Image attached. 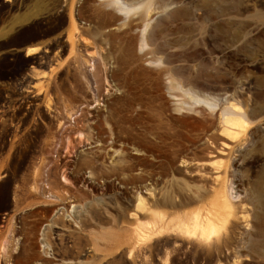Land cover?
<instances>
[{
    "label": "rangeland",
    "instance_id": "1",
    "mask_svg": "<svg viewBox=\"0 0 264 264\" xmlns=\"http://www.w3.org/2000/svg\"><path fill=\"white\" fill-rule=\"evenodd\" d=\"M83 1L0 0V264H39L53 253L67 257L56 264H74L88 248L100 255L102 264H133L116 260L122 249L128 256L126 245L109 248L105 243L100 251L93 248L98 230L89 238L75 215L66 212L69 198L65 190L46 193L49 184L45 179L53 172L61 186H72L63 174V163L73 159L74 151L68 153V147L57 153L67 126L64 122L74 125L86 106L102 107L99 95H106L109 88L106 81L101 85L92 77L100 63L98 52L95 54L90 41L83 43L77 38L84 26L77 15ZM88 1L96 7L94 0ZM154 1L157 14L151 23L152 42L134 56L122 55L116 45L113 52L119 59L118 76L130 90L126 101L132 104L129 114L125 102L118 107L119 116L124 117L118 130L146 152L143 157H132L138 171L130 178L137 186L148 183L164 193L190 199L209 197L213 179L219 177L229 203L237 209L208 239L197 237L194 228L174 226L159 235L161 238L138 241L135 264H264V246L255 243L264 240V0ZM160 1L168 2L165 10L159 8ZM33 20L36 25L19 27ZM11 25L14 32L9 39L6 29ZM52 42L59 45L58 51L49 49ZM8 44H13L11 53ZM76 53L82 57L83 91L61 94L60 110L54 111L56 85L52 84ZM153 54L166 55L167 70L148 66L144 60ZM22 78L29 79L24 95L35 101L32 108L21 104L17 95L9 99ZM202 99L219 105L213 114ZM230 104L235 105V114L225 118L241 119L238 114H242L246 126L233 138L229 134L234 129L219 115V110ZM189 108L200 109L201 114L190 113ZM98 126L108 139L109 127ZM83 136L72 135L73 139L64 140L66 146L77 145ZM124 173L120 177L128 178ZM62 207L65 212L60 219L75 229L71 244L45 231L58 216L56 209ZM228 235L233 243L222 245L219 239ZM168 238L178 243L156 249L152 261L148 245Z\"/></svg>",
    "mask_w": 264,
    "mask_h": 264
},
{
    "label": "bare ground",
    "instance_id": "2",
    "mask_svg": "<svg viewBox=\"0 0 264 264\" xmlns=\"http://www.w3.org/2000/svg\"><path fill=\"white\" fill-rule=\"evenodd\" d=\"M94 1L96 2V7H92L90 1L84 0L82 6L77 12L80 23H83L85 26V28L84 26L81 27L82 30L77 38L79 41H83V43L90 41V45L95 51V54L98 52L100 63L99 65L97 63L98 66L94 68L95 70L92 73V77L94 78L95 83H100L101 85L106 81L109 87L107 88L108 93L104 95L102 92V94L99 95V97L102 96V107L90 109L86 106L85 109L81 110L80 116L75 119L74 125L69 124L70 121L68 120L64 122L67 126L65 125L66 128L64 127L62 134L63 137L57 153L60 155L61 151L66 148L68 149V147H70L68 153L74 151L73 153L75 155L73 156V159L63 163V168H65L63 174H65V179L69 181L73 188L72 186L71 188L61 186L56 180L53 172L51 175L47 174L46 179L44 178L47 184H49V189L47 191L43 190V193L45 191L46 193H54L57 190H65L64 192L68 194L66 196L69 198V202L66 205V212L70 211L75 215L80 222V226L88 231L89 238H91L95 229L98 230L99 235L95 238L93 248L96 251H100L103 248L102 245L105 243L109 245V248L116 244L126 245L128 256L125 257V249H122L119 253V259L116 260H118V262H122L123 260L129 261L130 263L135 264L138 258V250L135 249L136 246L134 247V245L135 243L137 244L138 241L144 239L148 240L152 236L154 238H161L165 233H169L174 226L181 230L194 228L195 232L198 231L197 237L200 239H208L210 233L216 230L220 223L222 224L225 217L228 215H236L237 208L229 203L224 192V185L222 183L223 179L219 177L213 179L214 186L210 187L209 197L196 195L190 199L174 193H164L162 190L157 189L148 183L137 186L135 185L134 178H130L132 175L131 173L138 171V168L133 165L132 157L135 155L143 157L146 155V152L142 151L131 139L128 140L123 138L122 133L118 130V127L122 126V120L124 118L119 116L121 111L117 112L118 107L125 102V113L129 114L132 111V104H128L126 101L130 98V90L126 86L125 81L118 76L119 59L114 57L113 52L114 46L116 45L121 49L122 55L126 54L134 56L135 52L138 50L142 51L148 43L152 42L151 23L157 14V12H153L155 1ZM167 5L168 2L160 1L159 8L165 10ZM42 12L44 13V11ZM34 20L30 23L21 24L19 27L23 28L30 25H36L37 21L34 22ZM77 29L79 28L77 27ZM13 32L14 26L11 25L6 29V36L10 39ZM49 45V49L52 48L55 49V51L60 48L59 45L54 42ZM12 47L13 44H8L9 49ZM13 51L14 49H10L8 53ZM81 58L80 54L76 53V55L68 61L65 67L62 68L60 73L58 72L59 74L56 77V83L52 84L53 87L56 85L55 91L53 90L56 92V95L53 96V105L56 109H54V111L60 110L57 105L60 104L61 94L71 95L72 93L77 94L83 91L80 79L81 67L83 66ZM45 59L46 58L44 57V60ZM144 61H146L149 67H159L162 72L167 70V65L169 63L168 58L164 54L160 56L153 54ZM101 67L104 68L102 69ZM147 68L146 71L148 70ZM88 77L90 78V76ZM29 83L28 78H22L21 81H19L17 88L12 89L9 93V99L13 100V97L17 95L21 104L26 103L29 108L34 107L36 103L32 97L24 95V93L27 92L26 88L29 87ZM72 99L74 102L77 101L76 98L72 97ZM202 102L211 109V114H213L219 106L216 102L210 100L202 99ZM232 109H235V105L230 104L227 108L219 110V115L231 129H234L233 133L229 134L233 138L236 137L238 133L243 132L246 126L245 116L242 114H238L241 119L225 118L234 113ZM189 110L190 113L201 114L200 109L196 110V108H189ZM62 116L63 115L60 117L61 120L63 119ZM98 123L105 124L109 127L110 135L108 139H105V134L102 133ZM74 134L80 136L84 135V140H80L81 142L77 143V145L68 144L66 146L64 140L72 138V135ZM33 151L34 150L31 152ZM120 166L122 168L118 169ZM124 171H126L128 178L120 177L119 174L124 173ZM178 172L181 175H187V172L184 170H178ZM56 173L58 175V172ZM127 186H130L129 190ZM204 186L205 185H202L203 189H205ZM59 199L64 200V198ZM64 202L67 203L65 200ZM258 203H260L259 206L261 208V197H259ZM14 208L16 209L18 206H14L13 209ZM56 210L58 216L56 214L57 217L55 216L56 218L53 219L52 223L50 224L49 222V225L46 227L47 230L45 231H49L53 233L55 237L63 238L68 244H71V233L73 234L75 229H72L73 225L71 227L66 221L60 219V217L63 218L64 216L65 211H63V207L62 209L59 208L58 210L57 208ZM59 212L61 213L59 214ZM243 218L244 217L242 216V219ZM13 226L11 227L12 229ZM183 234V238L186 237L185 239H187L184 232ZM43 235L45 236V234ZM133 235H136V237H133ZM154 235L161 236L156 237ZM179 235L181 236V234ZM154 238L151 240H154ZM177 238L180 237L178 236ZM151 240H149V243H151ZM219 241L222 245H226L233 243V238L232 235H228L227 237L223 236ZM26 242H28V240ZM175 243H178L176 239L172 240L168 238L160 239L148 245L149 248H152V261L155 260L156 254L154 251H158L156 249L167 245H173ZM255 243L257 246H264V240H255ZM22 245L24 246V244ZM22 245L20 246L23 247ZM99 256L98 254H95L93 250H89L88 248L82 256L76 260L74 259V264H102ZM66 259L67 257L60 253H53L52 258H42L39 260V264H56L59 262H65ZM165 261H167V258ZM107 264H112V262Z\"/></svg>",
    "mask_w": 264,
    "mask_h": 264
},
{
    "label": "snow or ice",
    "instance_id": "3",
    "mask_svg": "<svg viewBox=\"0 0 264 264\" xmlns=\"http://www.w3.org/2000/svg\"><path fill=\"white\" fill-rule=\"evenodd\" d=\"M118 2H119V0H118Z\"/></svg>",
    "mask_w": 264,
    "mask_h": 264
}]
</instances>
